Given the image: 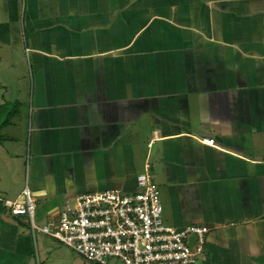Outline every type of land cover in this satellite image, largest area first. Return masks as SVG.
Returning <instances> with one entry per match:
<instances>
[{
    "label": "crops",
    "instance_id": "obj_1",
    "mask_svg": "<svg viewBox=\"0 0 264 264\" xmlns=\"http://www.w3.org/2000/svg\"><path fill=\"white\" fill-rule=\"evenodd\" d=\"M1 118L0 264L36 261L6 199L52 226L142 173L202 264H264V0H0Z\"/></svg>",
    "mask_w": 264,
    "mask_h": 264
},
{
    "label": "built area",
    "instance_id": "obj_2",
    "mask_svg": "<svg viewBox=\"0 0 264 264\" xmlns=\"http://www.w3.org/2000/svg\"><path fill=\"white\" fill-rule=\"evenodd\" d=\"M203 143L214 147L215 140ZM24 201L5 200L13 216H28L33 234H45L97 264H201L208 228L177 229L165 224L157 185L147 173L133 192L80 194L66 202L55 225L40 227L28 188Z\"/></svg>",
    "mask_w": 264,
    "mask_h": 264
},
{
    "label": "rangeland",
    "instance_id": "obj_3",
    "mask_svg": "<svg viewBox=\"0 0 264 264\" xmlns=\"http://www.w3.org/2000/svg\"><path fill=\"white\" fill-rule=\"evenodd\" d=\"M5 119H2V118L0 119V130L1 128H3L4 125H6ZM24 142L26 146L22 148H24V150L26 151V149L28 148L27 141L23 140L22 143L24 144ZM0 148H2V146H0ZM25 160H26V157H25ZM20 163L21 162H19V164ZM16 170H19V169H16ZM21 172L23 173V183H25L24 179L26 180L28 178V170L25 169V167L23 166V170L21 167ZM39 207L40 206L37 205L38 210L36 211V214H35L36 216L35 221L37 225H39L40 227L42 226L51 227V221L47 220L48 216H47L46 211L43 209L40 211ZM21 219L26 220L27 226L29 227L28 225L29 217L22 216ZM35 236H36L35 240L33 239L34 240V250H35L34 257L36 260L35 264H39V263L41 264H97L73 252L70 248H68L67 246H65L64 244H62L61 242L55 240L54 238L50 236L41 234L39 232H37ZM200 263L202 264L201 261ZM116 264H124V263L118 262Z\"/></svg>",
    "mask_w": 264,
    "mask_h": 264
},
{
    "label": "trees",
    "instance_id": "obj_4",
    "mask_svg": "<svg viewBox=\"0 0 264 264\" xmlns=\"http://www.w3.org/2000/svg\"><path fill=\"white\" fill-rule=\"evenodd\" d=\"M35 263H36V261H35ZM39 264H41V263H39Z\"/></svg>",
    "mask_w": 264,
    "mask_h": 264
}]
</instances>
